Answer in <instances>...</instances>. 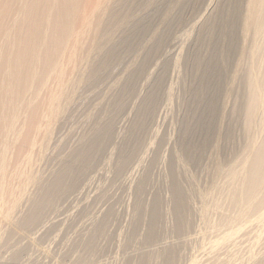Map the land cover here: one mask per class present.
Masks as SVG:
<instances>
[{
	"label": "bare ground",
	"instance_id": "1",
	"mask_svg": "<svg viewBox=\"0 0 264 264\" xmlns=\"http://www.w3.org/2000/svg\"><path fill=\"white\" fill-rule=\"evenodd\" d=\"M205 1L206 0H0V210H5H3L5 212L3 215L1 214L3 211H0V247L4 249L7 247L5 251L10 245L15 247L13 242H16V239H21L18 236V230L20 232L23 231L22 228H26V230L32 227L38 228V225L42 224L40 221H43L46 215H51L50 212L55 210L54 208L56 207L54 206H58V202L59 204L61 202L64 203V201L60 202V199L63 198V200H67L68 197V200H72L71 198L69 199L67 194L69 195L72 190H75L74 193H76L79 186L82 184V178L86 177V179L84 178L85 180H83L84 184V181H86L88 177L86 175L89 172L91 174L96 165L101 166L99 163H102L104 158H106H103V155L106 156L107 153L105 154V152L107 148L110 149V144L116 139V137L113 139L116 135L114 133V127H116L117 122L119 124L121 123L120 117H125L127 113L133 109V111H131V120L128 118L130 122H128L129 126L127 131L122 132L121 130L122 134H126L121 139L122 141L120 140V147L116 144L119 149L117 155L115 153V156H117V158L115 157V159H117L116 162L114 160L115 165L112 167L110 165L111 168H114L115 178L111 177V179L114 178L112 183L113 181L116 182L115 179H118L120 175L121 178L127 175L124 172H126L127 169L130 170L129 167L138 161V157L146 150V145L148 146L150 143L148 140L151 138H148L152 132L153 119L160 110L158 109L156 112L157 106H160L159 103L163 101L166 95L167 83H169L167 80L174 66L170 64L172 63L170 61H172L174 57L172 56L170 61L167 59L163 61L160 60L162 61L160 66L158 69L157 67L155 68L157 72L154 75L150 72L153 76L149 74L152 77L147 74V71H151L149 68L152 66L151 64H153V62H157V60L160 62L159 59H162L164 46L167 48L168 43L171 41L170 38L172 39L173 36H177V33L174 32L176 29V31H178L179 28L182 29V26L198 19L195 18L198 17L197 15L201 16L202 12H207L206 9L201 11L202 5L206 4ZM211 1L212 0H210L209 3ZM207 8H209V5ZM211 9L212 8H210V10ZM205 18V21L203 20V24L201 23V27L199 26L200 28L197 30V35H195L196 32L194 33L196 39L194 40L193 37L194 41H191L192 43L185 55L183 54L184 57L181 61L186 74L182 80L185 81L187 78V86H184L186 82H184V84L181 81L184 85L180 82L182 85H180V87H184V89L185 87L187 88V95L183 96L185 92L183 88L181 91L179 87V91H177L184 92V94L178 93V95H180L179 99L186 97L184 99L186 101V106L182 105L183 102L180 103L181 101H179L182 105V109L185 107V110L183 109L184 112L182 111L181 113V115L184 114L183 118L182 116L180 118L182 119L181 122L179 121L178 123L180 124L179 129L176 128L178 130V134L176 135L177 144L173 141L174 146L177 145L175 148L178 147L176 150L179 152L178 155L177 153L169 155L171 152L173 153V150L170 149V152L167 147L168 145H166L170 142L169 139V141L161 139L164 143L166 141L165 144L159 139L160 143L162 142L159 146L161 147L164 144L168 152H170L167 154L169 158L167 155L165 156V158H168V163L166 161L163 163V165L166 163V167H168L165 168V166H162L168 170V173L164 168L159 169H164L165 174L163 175L166 176V174H168V184H166L168 181L166 178V180L164 179L162 182L165 183L166 181L165 184L168 186V192L165 193L164 191L166 185H161V183H159V185L163 186L162 189L164 193L156 187L159 191H155L154 195H152L153 193L150 194L153 198L151 201H148L150 203L149 206H144L147 199L145 198L144 200V196H142V200L136 197L144 192V187L145 190L148 191L151 189L150 192H154V189L152 190L154 184H149L150 181H148V176L151 173L155 174L156 172L154 171L156 170L153 172L151 170L154 169V167L155 169L158 168V166L156 167L153 165L156 162H152L153 164L150 163L151 165L149 164V168L151 173H149L150 171L148 169L149 175L147 171L144 170L145 167L144 169L142 168L143 172H146L148 176L143 173L144 175L142 174L143 176L140 177L141 180L137 185L135 184L136 186L134 189L136 188V195H134L136 203L133 202L135 205V212H133L134 218L132 223L130 222L132 225L130 227H132V233L137 232L139 234L140 231L138 232L137 230L141 225V221L144 222L142 218H144L143 214L146 210L148 212H145L148 218L145 217L147 219V227L145 226L144 238L142 239L147 241V243L153 242L154 244L158 241L159 237L161 239V236L164 235L162 234L164 231L161 230L162 221H165L163 218H167H165V216L163 217V207L165 205H163L164 201L161 199L162 195L165 194L166 196H163L164 200H170L171 202V204L169 202L168 205L170 204V214L173 218V222H171L173 228H170L173 229L172 236L173 233L177 235L175 237L182 236L185 233L188 234L192 228V221L194 220V218L192 220L194 213L192 214L191 212L193 207L190 208L192 203H190V200L194 192H190L193 188L190 189L188 184L190 181H194V179L197 180V178L191 180L189 177L190 181L187 184L188 187L185 186L187 189H190H188V191L184 189L185 187H183L184 185L182 184L184 181L182 180L186 176V179L189 180L188 175H193L192 172L187 171L191 170L189 169L191 165V168L193 167L195 170L194 172L199 174L198 179L200 178V183H203L200 189H203L205 185L208 190L207 193L209 194L204 196V198L206 197L205 199H207L208 207H205L206 209L208 208V210L205 209L207 212L204 211V208L202 210L204 214H214V216L211 217L212 221H209L210 224L209 222L208 224L209 229L214 228L216 231V236L209 238L204 244V247L202 246L203 248H208L207 258H203L204 261L201 259L202 261L200 260L198 264H231L237 261L236 259L242 253L247 256L245 258H247L248 264H264V220H262L264 219V0H217L213 13ZM195 22L196 21L193 23ZM196 25H199L198 21ZM185 30L188 31L187 29ZM173 32L175 35L172 36ZM181 38H183V36ZM174 45V47H171L169 43L172 49H176V43ZM174 51L176 50H173V52L170 51L171 54H174ZM165 52L166 51H164V53ZM158 64L155 63L153 66H158ZM183 67H180L181 70ZM184 71L182 70L181 73L183 74H181V77L184 75ZM142 80H145L144 83L146 82L145 86L143 84L144 89H141L142 87L140 86L143 82ZM239 86L242 90H237ZM235 88L238 93L240 92L241 94L242 92L241 97L238 98L236 94H234V92L236 93V90H234ZM143 91L144 93L142 94L141 92ZM168 98L170 99L169 96ZM230 100H234L236 104L234 107L233 101L230 102V104L233 103L230 105L232 107H230V109L233 110V108H235L233 111L234 115L236 114L237 116V114H240L242 117L239 119L245 121V123L243 121L245 125L243 124V126H241L240 120L236 118L237 121L239 120L240 126L243 129L245 128L246 131L251 130L252 132H249V137L245 135L248 139H246V145L242 152H239L240 154H238L232 163L222 167L221 164L226 160L225 156L229 155L226 153V149L228 148V150H230V147H225V144L233 138V132L235 133L234 128L237 127L235 123L231 125V121L228 119L233 112L228 114V116L226 115V111H229V109H225V104H229ZM135 103L136 105H134ZM132 105L134 108L129 107ZM165 107H167V105ZM174 108H176V106ZM255 117H257V120ZM254 118L256 120L255 122ZM232 119L234 121V118ZM239 123H237V125ZM233 125L235 126L233 128L234 131L232 130ZM165 129L167 128L165 127ZM173 130L175 129L173 128ZM245 130L242 131L246 133ZM118 132H120V130ZM162 133H164V130ZM119 135L121 134H117V137ZM122 136L119 137L121 138ZM168 136L167 138H170V135ZM163 137H165V135ZM233 139H235V137ZM233 141L231 139L229 143L232 142L233 144ZM155 143L156 141L154 145L158 144V141L156 144ZM229 143L227 144L229 145ZM232 144L230 143L231 148H234L235 146H232ZM150 145L152 146V142ZM171 146H173V144ZM166 147L165 149L162 147L164 152L167 151ZM175 148L172 147V149ZM157 149L160 150L159 148ZM110 151L109 153H113L115 149L112 150L113 152ZM154 152L156 151L154 150ZM159 152H157L158 155H161ZM110 155L112 156V154ZM111 156L109 157L111 158ZM151 158L150 160L154 161V159ZM159 158L160 161H163L162 159L164 157L162 159L161 157ZM101 159L103 161H100ZM156 159L158 160V158ZM150 160L149 162H151ZM179 160H186L190 164L187 166V163H182L185 168L188 167L186 176H182L185 170L183 169V165V167L179 166L181 163ZM160 161L157 162L160 164ZM106 162L108 161H104V163ZM149 165L147 164V167ZM151 166L154 167L151 169ZM97 168H95V170ZM179 169H182V171L180 170L182 173ZM126 173H128V171ZM139 174H141V172H139ZM154 174L153 176L157 175ZM211 174L216 176L219 175L221 180L218 182H216L214 178L208 180ZM93 175L92 177L94 178ZM158 175H160V173ZM158 175L156 176L157 178H159ZM163 175L161 174L162 179L164 177ZM213 175L212 177H214ZM96 176L97 175H95V177ZM156 177L152 179L153 182ZM186 179H184L185 183L187 181ZM156 181L161 182L159 179H156ZM78 182H81V184L78 185ZM125 182H127L126 179ZM121 185L122 184H120V186ZM76 186H78V189ZM146 186H148V189H146ZM194 187L200 186L197 185ZM101 188L99 186V189ZM108 188L109 191H103L107 193L111 192V188ZM82 189L84 188L82 187ZM197 189L195 193L196 191L198 192ZM206 189L204 188V190ZM26 190L29 191V197L25 200L23 196L26 195ZM22 192L25 193L21 195L24 201H21L23 199H19ZM79 192L83 193V191L78 190L77 193ZM199 192L198 194H200ZM167 193L170 195L169 199H167ZM101 194L99 193L100 196ZM109 194L107 196H109ZM160 194L162 195L160 196ZM198 194L196 193L194 195L198 196ZM99 195H96V197ZM150 195L147 194L145 197H150ZM102 196V199H104V193ZM96 197L93 198L96 200ZM97 198L101 199L100 197ZM110 198L113 199L112 196ZM198 199L199 198L196 199L197 204L199 202ZM97 201L98 200H96V202ZM202 203L205 202L202 201ZM97 204L93 205L97 206ZM194 204L193 206H195ZM95 206L94 208H96ZM169 206H166V211H168ZM61 207L63 208V205ZM92 207L93 206H91V208ZM91 208L89 207L88 209ZM103 208H99V210ZM87 210L86 213L89 211ZM93 210L91 209V211ZM116 210H114V212ZM108 211L110 212V209ZM108 211L105 212L108 213ZM111 212L109 214H111ZM118 212H120V210L117 211V213ZM57 213L54 211L52 215H57ZM81 214L80 212L79 216ZM168 214L169 212L167 216H169ZM195 214L198 216L199 213L195 212ZM201 215L202 214L199 216ZM79 216L77 215L76 217L79 218ZM81 216L83 217L84 214ZM105 216V218L102 216L103 219L100 217L101 221L99 219L97 220L98 223L93 226L94 230L93 228L91 230L88 229L89 231L86 230L92 234L90 235L89 233L88 237L90 238H88L86 242L84 241L85 243H80L81 245H79V247V243L77 244L76 241L73 242L75 243L72 245L73 247L77 245V247L82 248L84 252H82L83 255L79 254V252V255H77L79 258L76 256L77 259L84 260L93 257V260H96V257L93 255H101L102 249L105 251L104 248L112 245L110 244L112 243V239L106 238L107 241L111 239V242H107V246H105L106 241H104V237L107 235L106 234L102 237V240L105 242V247L99 251L101 254L94 248L96 240L99 239L98 237L101 239V235L103 236L104 231H107V219L112 216L110 222L115 220L113 219V214H107ZM199 216L197 217L198 220L200 218ZM204 216L202 215V217ZM115 218H117V216ZM48 219L45 218L43 223ZM169 219L166 220L169 222ZM198 220L197 223H199ZM53 221L55 224L57 223L55 220ZM60 221L59 219V222ZM70 221H73V223L75 222L74 219ZM167 221L166 223H168ZM194 221H196V219ZM204 222L196 224V226H200V224L203 225L205 224ZM52 223L53 222L50 224ZM166 223L164 224L165 226ZM211 223H214V225ZM111 224L112 223H110V225L108 224V227H111L110 229L112 230V227L115 228L116 226ZM208 224H205V227L207 225L208 228ZM87 226L89 227V225ZM73 227H75V225ZM231 227H236L237 230L232 231ZM48 228L51 229L52 226ZM55 228L56 227H54V229ZM142 229H144V226L141 230ZM196 229L197 228H194V230ZM250 229H253L255 232V235L251 238H249L248 232ZM114 230L116 229H113V232ZM31 231L35 232V230L30 229V232ZM47 232H49L48 229ZM33 233L32 235L35 236V233ZM111 233L110 237L112 235ZM137 233L133 235L138 238ZM23 234H25L24 236L26 237V233L24 232ZM128 234H131V232ZM169 234L171 233L169 232ZM83 235H80V237ZM45 236L42 235L41 240H46L42 239V237L44 238ZM130 236L126 237V239ZM168 237L166 235L167 239ZM187 237L189 238L190 236L188 235ZM187 237L185 236L186 242L189 240H186ZM192 237L193 236H191V238ZM112 238H114V236H112ZM126 239L124 238V240ZM163 239L164 237L162 236V240ZM22 240L27 239L22 238ZM176 240H178V238H176ZM137 241L140 243L143 240ZM185 241L184 243H186ZM97 242L99 243V240ZM17 243L18 242L15 244ZM127 243L124 245H127ZM131 243L133 244L135 242ZM131 243L129 244L130 246L132 245ZM100 244L101 242L98 246H100ZM244 244L249 245L244 246ZM25 245L28 246L27 244ZM31 245L29 246L31 247ZM135 245L134 247H136ZM166 245L167 243L165 246ZM11 246L9 248L12 250L14 247L12 248ZM56 246H59V244ZM19 247L21 248V245ZM127 247L124 252L132 248ZM174 247L175 246L172 247L171 243V246L168 245L162 249L160 248V250L141 252L139 249L141 253L135 254L132 257L130 255L127 257L125 256L126 258L123 257L122 262L119 264H177L176 261L178 262L180 255L177 260V248ZM25 248L23 247L20 250L17 248L15 251L17 253H14V250H12L14 256H10L12 259L9 258L13 261V264L18 261L22 252L26 251L23 250ZM73 249H71V251ZM9 250L8 253L11 252H9ZM75 250L76 252L74 254L78 252L77 249ZM0 251L3 253V250L0 249ZM27 252H25V254ZM31 253L33 252H29L30 255ZM57 253L58 251L56 254ZM103 253L104 255L102 254V257L106 256V252ZM179 253L180 252H178V254ZM4 254L6 255V253ZM23 255L24 254H22V256ZM34 256L36 257V255L33 254V257ZM20 259L22 260V258ZM35 259H33V261H35ZM38 260H40V258L36 259V261ZM30 261L32 262V260ZM79 261L84 262L82 260ZM86 261L90 263L91 258L89 260L90 262H88V260ZM102 261L103 260H101V262ZM243 262L247 263L245 261H242V263ZM32 263L34 264V262ZM50 263L52 262L49 261V264Z\"/></svg>",
	"mask_w": 264,
	"mask_h": 264
},
{
	"label": "rangeland",
	"instance_id": "2",
	"mask_svg": "<svg viewBox=\"0 0 264 264\" xmlns=\"http://www.w3.org/2000/svg\"><path fill=\"white\" fill-rule=\"evenodd\" d=\"M209 1L210 0H206L205 2H206V4H203L204 6H206V7H204L203 5H202V9H201V11H204L205 9L207 10V12H205L204 11V13L202 12L201 14V16L200 15H197L198 17H195V18H198V19H200V20H198V19H195V20H193L192 21V23L190 22V23H188V24H186V25H184V26H182V29L183 28H185V29H187L188 31H186L185 29V31L184 30H182V29H178V31H174V32H176L177 33V36L175 35V33L173 32L172 33V36L173 35H175V37L173 36V38L171 39L170 38V44H171V47H174L175 45V43H176V49H172L170 46H169V43H168V47L167 48H165L166 46H164V48H163V54H162V59L160 58L159 59V61L160 60H165V59H167V60H171L172 58V56L174 57L173 59H172V61H170V62H172V63H170L172 66H173V72L171 71V73H170V75H169V78H168V80H167V82H169V83H167L168 85H167V92L165 93L166 95L164 96V98H163V101L161 102V103H159L160 104V106L158 107L157 106V110H156V112L158 111V109H160L155 115H156V117H154V119H153V127L151 128V133H150V135H149V138L148 139H150V140H148L147 142L149 143L148 144V146L146 145V147H148V148H146L145 147V149L146 150H144V148H143V153H141L140 154V158L138 157V163L136 162V163H133L132 165H131V167H129L130 168V170L129 169H127L126 170V172L128 171V173H126V172H124L125 174H127V175H124V174H122V175H124V177H122V178H124V179H122L121 178V175H120V177H118V179H115L116 180V182L115 181H113V183H112V180H114V168H111L112 166H114L115 165V163H114V160H115V162H116V160L117 159H115V157L117 158V156H115V153H116V155H117V151H118V149H119V145H121V143H120V140L124 137V135L126 134V133H123L122 134V132H126L127 131V128H128V122H130L129 121V119L131 120V116H132V113H131V111H133V109L129 112V111H127V112H129V113H127V115L125 116V117H120L121 118V125H123V126H121L117 121L120 119H118L116 122H117V124H116V127H114V133L116 134L114 137H113V139H115V137H116V139L114 140V141H112V147H111V144H110V149L109 148H107V151L105 152V154H106V156L105 155H103V158L104 157H106V158H104V161H108V162H106V163H104V161L101 159L100 161H103L102 163L100 162L99 164H101V166H99V165H96V167L95 168H97L98 166V168L95 170V168H93L94 169V171L91 173L92 175L93 174H95V175H97L96 177H95V175H93L94 176V178L92 177V175L90 174V172L86 175V176H88L87 177V180L86 181H84V184H83V180H85L86 179V177H84V178H82L83 180H81L82 181V184H81V182H78V185L79 184H81V186H79V189H78V186H76V188L79 190V191H83V193L82 192H79V193H77L78 192V190H77V192L76 193H74V191L75 190H72V192L71 193H69V195L67 194V196H69V199L71 198L72 200H68V197H67V200H63V198L62 199H60V202L61 201H64V203L63 202H61L60 204H59V202L57 203L58 204V206H54V207H56V208H54L55 210H53V211H51L50 212V216H48V215H46V217L45 218H47L48 219V217H49V219L48 220H46V222H44L43 223V221H45V218L43 219V221L41 220L40 222L42 223V224H39L38 225V228H35V227H32V228H30V229H32V230H35V236L34 235H32V233L30 232V229L28 228L27 230H26V228H22V230L23 231H20L19 232V230H18V236H19V238H21L20 240H17L16 239V242H18L17 244H15L14 242H13V245H15V247H17V248H19L18 250H20V249H22L23 247L25 248V247H28V248H25V249H23V250H26V251H24V252H22V254H24L23 256H22V254L20 255V257H19V259H18V261H19V263H18V261L16 262V261H14V262H16V263H14V264H33L32 262H34V264H37V263H39V264H49V261L50 262H52V263H50V264H85V261L86 260H88V262H90L89 260H90V258H91V262L90 263H87V261H86V264H119V263H121L122 262V258L123 257H127V256H134L135 254H139V253H141V252H143V251H153V250H160V248L162 249V248H164V247H167L168 245L169 246H171V243H172V247L173 246H175L174 248H177V250H176V252H177V260L179 259V255H180V259L178 260V262L176 261V263L177 264H198L199 262H200V260L202 259L203 261H204V259L203 258H207V253H208V248L207 247H205V248H203L204 247V244L207 242V240L209 239V238H212L213 236H216V231H215V229L213 230V229H209V224H210V222L212 221L211 220V217H213L214 216V214L212 215V214H207V213H205L204 214V211L205 212H207L206 210H208V208L206 209V207H208L207 206V199H205L204 198V196H207V194H209V193H207L208 192V190L206 189V187H205V185H204V187H203V189H200V188H202V186H203V183L201 182L200 183V178L198 179V177H199V174L198 173H196V172H194L195 170L193 169V167L191 168V165L186 161V160H179V162L181 161V163H180V165L179 166H184V164H186L187 166L188 165H190L189 167V169H191V170H187V168L188 167H186L185 168V166H184V174L181 172L182 171V169H179V171L182 173V176H186L187 175V173L188 172H192L193 173V175L192 176H190V174L188 175V179H189V177H190V179L191 180H193L194 178H197V180L196 179H194V181H192V182H194V183H192L191 181H190V179L189 180H187L186 178H187V176L186 177H184L183 178V180L182 181H184V182H182V184L184 185L183 187H188L189 186V188L191 189V188H193V189H191L192 191H190V192H194V194H198V192L200 193V194H198V196L197 195H192V199H193V197L195 196H197L196 198L194 197V199L193 200H195V201H193L192 199L190 200V203H191V207L190 208H192L193 210H191V212H192V214H193V217H192V220H193V218H194V220L196 219V221H192L193 223H192V228H191V230L188 232V234L187 233H185L184 235H182V236H178V237H175V236H177V235H175V233H173V236H172V230L173 229H170V228H173V224H171V222H173V218H172V215L170 214L171 213V207L169 206L170 204H171V202H170V200H164V198H163V196L165 195H162L164 192H163V186H161V185H166V184H168V182H169V177H167V175L168 174H166V176L165 175H163V174H165V171H167V173H168V170L167 169H165V168H167L166 167V163H165V165H163V163H164V161H166L167 163H168V158H169V156L167 155V154H169L170 152H171V150H173V153L171 152L169 155H171V154H174V153H177V155H178V151H176L177 149H178V147H176L175 148V146H177V145H175L174 146V143L175 144H177V140H176V138H177V134H178V130L177 129H179V126H180V124H178L179 123V121L181 122V120L182 119H180L181 118V116H182V118H183V114L181 115V113H182V111L184 112V110L182 109V105H184V106H186V101L184 100L186 97H184L183 98V96H185V95H187V88L185 87V89H184V87H182L183 88V90H184V92H185V94H184V92L182 93V92H178L179 90V87H180V82L182 81L183 83L184 82H186V85H184L182 82V85H184V86H187V78L185 79V81H183L182 80V78H184L185 76H186V74H185V71H184V67H183V65H182V63H181V61L183 60V57H184V55H185V53L187 52V50H188V48H189V46H190V44L196 39L195 37V35H197V30H199V28L201 27V23L203 24V22L205 21V17H208L209 16V14L211 15V13H213V10L215 9V5L217 4V0H212L210 3H212V4H210L209 3ZM219 1V0H218ZM207 2H208V4H207ZM204 3V2H203ZM209 5V8H207V6ZM212 5V6H211ZM204 7V8H203ZM213 7H214V9H213ZM210 8H212L211 10H210ZM210 11V12H209ZM208 14V15H207ZM200 17V18H199ZM201 17H203V18H201ZM204 20V21H203ZM194 21H196L195 23L197 24V21H198V24L199 25H196L195 23H193ZM189 24H192V25H189ZM196 25V27H195V25ZM190 26V27H189ZM200 26V27H199ZM188 27V28H187ZM193 28V29H192ZM179 30H180V32H179ZM182 30V31H181ZM196 30V31H195ZM193 33H192V32ZM179 32V33H178ZM182 32V33H181ZM190 32V33H189ZM196 32V33H195ZM194 33H195V35H194ZM182 34V35H181ZM187 34V35H186ZM180 35V36H179ZM186 35V36H185ZM190 35V36H189ZM171 36V37H172ZM183 36V38H181ZM185 36V37H184ZM180 37V38H179ZM188 37V38H187ZM191 37V38H190ZM193 37H194V40H193ZM174 40V41H173ZM178 40V41H177ZM188 40V41H187ZM193 40V41H192ZM178 43H177V42ZM183 42V44H182V42ZM192 41V42H191ZM173 44V45H172ZM178 44H179V46H178ZM182 49V50H181ZM186 49V50H185ZM173 50H176V51H174V54L172 55L171 54V52L170 51H172L173 52ZM164 51H166L165 53H164ZM184 51V52H183ZM169 52H170V54H169ZM164 54H165V56H164ZM169 54V55H168ZM184 54V55H183ZM177 55V56H176ZM182 57H181V56ZM168 56H169V58H168ZM177 57V58H176ZM164 58V59H163ZM162 61H160V62H158V60H157V62L155 61V62H153V64H158V66L157 65H155V66H153V64H151L152 66H150V70L151 71H147V74L149 75L150 74V72L154 75L156 72H157V70L155 69L156 67H157V69H158V67L160 66V64H161V62ZM176 61H177V63H176ZM175 63V64H174ZM182 65H180V64ZM151 67H153V68H151ZM183 67V71H184V75H182V77H181V74H183V73H181L182 72V70H181V68ZM175 69V70H174ZM177 72V73H176ZM179 72V73H178ZM147 74H146V77H147ZM152 74H150V75H152ZM149 75V76H150ZM152 75V76H153ZM152 76H150V77H152ZM171 76V77H170ZM149 77V78H150ZM179 77H180V79H179ZM171 78V79H170ZM170 79V80H169ZM173 79V80H172ZM172 80V81H171ZM143 82L141 83V89H144V86H145V83H144V81L145 80H142ZM171 81V82H170ZM171 83V84H170ZM176 83V84H175ZM143 84H144V86H143ZM174 85V86H173ZM181 85V86H182ZM170 86H171V88H170ZM236 86H238V85H236ZM172 87H173V89H172ZM235 87V86H234ZM177 88V89H176ZM182 88L180 87V89H181V91H182ZM239 89H237V90H242V89H240L241 87L239 86L238 87ZM178 90V91H177ZM234 90H236V88L234 89ZM236 90V93L234 92V94H236V96L239 98V97H241V94H242V92H241V94H240V92L238 93V91ZM142 94L144 93V91L143 92H141ZM178 93L180 94V93H182V94H184L183 96H182V98L183 99H179L180 98V95H178ZM239 94V95H238ZM168 96L170 97V99L172 100H170L169 98H168ZM179 96V97H178ZM177 97V98H176ZM167 98V99H166ZM165 99V100H164ZM169 99V100H168ZM178 99V100H177ZM184 100V101H183ZM179 101H181L180 103H182L183 102V104L181 105L180 103H179ZM233 101V103H231V104H233V106L234 105H236L235 104V101L234 100H230L229 101V104L227 103V104H225L226 106H225V109L227 110V109H229V111H228V113H227V111H226V115L228 116V114H230L231 112H233L234 111V109L235 108H233V110L232 109H230V102H232ZM176 102V103H175ZM165 103H167V104H165ZM185 103V104H184ZM158 104V105H159ZM163 104V105H162ZM176 104V105H175ZM238 104V103H237ZM134 105H136V103L134 104ZM167 105V107H168V109H167V107H165ZM172 105V106H171ZM176 106V108H174ZM129 107H132V108H134V106L132 105V106H129ZM173 107V108H172ZM228 107V108H227ZM235 107V106H234ZM165 108V109H164ZM178 108H181V109H178ZM232 108V107H231ZM168 110V111H167ZM170 110V111H169ZM176 110V111H175ZM180 110V111H179ZM166 111V112H165ZM174 111H175V113H174ZM178 112V113H177ZM180 112V113H179ZM164 113V114H163ZM180 116H179V115ZM164 115H165V120H164ZM238 115H240V114H237V116ZM158 116V117H157ZM232 116V117H231ZM234 116V117H233ZM236 116V114L234 115V112H233V114L232 115H230V117H228V119H230V121H231V125H232V123L234 124H236L235 126H237V127H235L234 125L232 126V130L234 131V129H235V133L237 134V132H238V134L236 135L234 132H233V134H234V136H233V138L235 137V139H233V138H231L232 139V141L233 140H235V141H233V144H232V142H230L231 144H232V146H235L234 148L232 147L231 148V145H230V143H229V141L231 140H229L228 142H226V144H225V147L226 146H229L230 148V150H231V152H230V150H228V148L226 149L225 147V149L227 150V154H229V155H226L225 157V159L226 160H224L223 161V163L221 164V166L223 167L224 165H226V164H229V163H232L233 161H234V159L238 156V154H240L241 152H242V150L245 148V143H246V139H248V135H250V133L252 132L251 130V132L250 131H246L245 130V128L243 129L241 126H243V124L245 123V121L244 120H240L241 119V115L239 116V117H237ZM160 117V118H159ZM167 117V118H166ZM174 117V118H173ZM123 118V119H122ZM129 118V119H128ZM170 118V119H169ZM232 118H234V121H233V119ZM239 119L240 120V123L242 124L241 126H240V123H239V120L237 121V119ZM256 118V120H257V117H255ZM255 118H254V122L256 121L255 120ZM168 119V120H167ZM173 119V120H172ZM157 121V124H156V121ZM170 120V121H169ZM235 120H236V122L237 123H239L238 125H237V123L235 122ZM159 121V122H158ZM161 121V122H160ZM163 121H165V122H163ZM229 121V122H230ZM233 121V122H232ZM242 121V122H241ZM243 121H244V123H243ZM115 122V123H116ZM155 122V123H154ZM155 124V125H154ZM162 126H161V125ZM170 124V125H169ZM118 125H119V127H118ZM163 125H165V126H163ZM245 125V124H244ZM114 126H115V124H114ZM120 126H121V128H120ZM127 126V127H126ZM239 126V127H238ZM157 127V128H156ZM161 127H162V129H161ZM165 127L167 128V129H165ZM235 127V128H234ZM245 127V126H244ZM117 128V129H116ZM160 130H159V129ZM173 128L175 129V130H173ZM177 128V129H176ZM234 128V129H233ZM239 128V129H238ZM125 129V130H124ZM153 129V130H152ZM155 129V130H154ZM169 129V130H168ZM245 130L246 131V133L244 132V131H242V130ZM120 130V132H118V131ZM121 130H122V132H121ZM163 130H164V133H162L163 132ZM117 132V133H116ZM156 132V133H155ZM166 132V133H165ZM244 132V133H243ZM250 132V133H249ZM121 134V135H119V136H122L121 138L118 136L117 137V134ZM168 133V134H167ZM170 133H172V134H170ZM159 134V135H158ZM165 135V137H163L164 135ZM156 135V136H155ZM167 135V136H166ZM168 135H170V138H167V137H169ZM236 135V136H235ZM245 135H247L248 137H246ZM156 138H155V137ZM153 137H154V140H153ZM161 137V138H160ZM174 137V138H173ZM245 137V138H244ZM118 138V139H117ZM167 138V139H166ZM244 138V139H243ZM156 139V140H155ZM159 139H160V141H162L163 143H164V141L163 140H167V141H169L170 140V142H168L166 145H168L167 147H168V149H169V151L170 152H168V150H167V147L164 145L165 143H166V141H165V143L160 147L159 145H161L162 144V142L160 143V141H159ZM161 139H163V140H161ZM169 139V140H168ZM152 140V141H151ZM175 140H176V142H175ZM122 141V140H121ZM156 141V143H157V141H158V144H156L157 145V148H159L160 150H162L163 148L165 149V147H166V150L167 151H165L164 152V149L162 150V151H160V150H158L157 148H156V145H154V142ZM173 141H174V143H173ZM151 142H152V146L150 145L151 144ZM172 142V143H171ZM235 142V143H234ZM244 142V143H243ZM115 143V144H114ZM160 143V144H159ZM170 143V144H169ZM227 143H229V145L227 144ZM119 146V147H117V145ZM173 144V146H171ZM154 146V147H153ZM159 146V147H158ZM171 146V147H170ZM153 147V148H152ZM163 147V148H162ZM172 147L173 148H175V149H172ZM155 148V149H154ZM242 148V149H241ZM115 149V152H113L112 150H114ZM157 149V150H156ZM171 149V150H170ZM111 150V151H110ZM154 150L156 151V152H154ZM241 150V151H240ZM109 151L110 152H113V153H109ZM160 151V152H159ZM176 151V152H175ZM149 154H148V153ZM154 154H153V153ZM157 152H159V154L161 153V155H158V153ZM163 152V153H162ZM167 152V153H166ZM240 152V153H239ZM109 153V154H108ZM144 153H146V154H144ZM157 153V154H156ZM110 154H112V156L110 155ZM114 154V155H113ZM153 154V157L151 158V155ZM156 154V155H155ZM165 154V155H164ZM149 155V156H148ZM163 155V156H162ZM167 155V157L165 158V156ZM179 155H181V154H179ZM109 156H111V158H113V159H111ZM144 156V157H143ZM146 156V157H145ZM155 156H157V157H155ZM108 157V158H107ZM149 157V158H148ZM154 157H155V159H154ZM159 157H161V159L163 160V161H160V158ZM179 157V156H178ZM182 157V156H181ZM180 157V158H181ZM110 158V159H109ZM150 158L151 159H154V161L153 160H150ZM156 158H158V160L156 159ZM179 158V159H180ZM107 159H109V160H107ZM142 159H143V161H142ZM181 159H183V158H181ZM111 160V161H110ZM112 160H113V163H112ZM149 160L151 161V162H149ZM149 163H148V162ZM160 161L161 163L159 164L158 162ZM139 162H141V163H139ZM144 162V163H143ZM157 163V164H159V165H157L156 163V165L155 164H153V163ZM104 163V164H103ZM112 163V164H111ZM146 163V164H145ZM150 163H152L154 166H158V168H156L155 169V167L154 166H151V169H152V167H154V169H152L151 171L153 172L154 170H156V171H154V172H156L155 174H159L160 173V175H158V177L159 178H157L156 176L157 175H155L154 173H151V171H150ZM182 163H184V164H182ZM147 164L149 165L148 167H147ZM103 165V166H102ZM105 165V166H104ZM110 165H111V167H110ZM135 165H137V166H135ZM161 165V166H160ZM108 166V167H107ZM142 166V167H141ZM162 166H165V168L164 167H162ZM182 166V167H183ZM101 167H102V169H101ZM106 167V168H105ZM136 167H138V168H136ZM141 167V168H140ZM144 167H145V169H144ZM146 167H147V169H146ZM161 167V168H160ZM104 168V169H103ZM109 168H111V169H109ZM145 170V171H147V173H148V169H149V173H151L150 175H152L153 176V174L155 175V176H150L149 175V173H148V175H147V173L146 172H143V169ZM162 168H164L165 169V171H164V169L163 170H159V169H162ZM180 168V167H179ZM109 170V172H108V170ZM134 169V170H133ZM141 169V170H140ZM107 170V171H106ZM136 170V171H135ZM138 170H139V172H141V174H139V172H138ZM188 172H187V171ZM111 171H113V172H111ZM134 171V172H133ZM161 171H163V172H161ZM94 172H96V173H94ZM104 172V173H103ZM107 172V173H106ZM138 172V173H137ZM187 172V173H186ZM130 173V174H129ZM146 174V176H148V178H149V180L148 181H150L149 182V184L151 185H153L154 184V188H152V190L154 189V192L153 191H151L150 192V190H148L149 191V193H148V191L147 190H145V187H144V192H146L147 194H152V195H154V193H155V191L156 192H158L159 190L160 191H162V192H160V193H162V194H160V196L162 195V197H161V199H163V205H165L164 207H163V213H164V215H163V217L165 216V218L168 220L169 218V222L166 220V219H164L163 218V220H165V221H162V228L163 227H165V228H161V230L162 231H164V232H162V234H164V235H162L163 237H164V239L162 240V236H161V233H160V236H161V239H160V237H159V239H160V241H159V239H158V241L157 242H155V244L153 243V242H151V243H147V241H144V239H142V238H144V231H145V228L147 227L146 225V220L148 219L147 217H146V213H148L146 210L144 211V214H143V216H144V218H142V220H144V222L143 221H141V227L139 226V229L137 230L138 232H139V234L137 233V232H135V233H132V227H130V226H132L131 225V223H132V221H133V216H134V214H133V212H135V205H134V203L133 202H135L136 203V198H140V200H142L143 199V197L142 196H144V200H145V198L147 199L146 201H145V205L144 206H149V200L151 201V199L153 198V197H151L152 195H150V197L148 196V197H145V196H147V194L146 193H142L141 195H139V196H137L136 198H135V192H136V188L134 189V187L137 185V183L141 180L140 179V177H142L144 174ZM191 173V174H192ZM100 174V175H99ZM107 174V175H106ZM112 174V175H111ZM129 174V175H128ZM137 174V175H136ZM143 174V175H142ZM161 174L164 176L163 177V179L161 178L162 176H161ZM91 175V176H90ZM106 175V176H105ZM212 175L213 174H211L210 175V178H208V180H212L213 178L215 179V181L216 182H218V181H220L221 180V178H220V176L218 175V176H216V175H213L214 177H212ZM101 176H102V178H101ZM136 176V177H135ZM194 176V177H193ZM92 177V178H91ZM106 177V178H105ZM111 177H114V178H112L111 179ZM128 177V178H127ZM130 177V178H129ZM138 177V178H137ZM156 177V179L158 180H161V182L160 181H156V179L154 180V182L156 183V185H155V183L153 182V180L152 179H154ZM191 177H193V178H191ZM99 178V179H98ZM119 178H120V180H119ZM167 179L168 181H167V183H166V181H165V183H162L163 182V180L164 179ZM89 179V180H88ZM90 179H93V180H90ZM107 179V180H106ZM111 179V180H110ZM125 179H126V181L127 182H125ZM128 179V180H127ZM135 181H134V180ZM165 179V180H166ZM184 179H186L187 181H186V183H185V180ZM105 180V181H104ZM130 180V181H129ZM138 180V181H137ZM151 180H152V182H151ZM93 181V182H92ZM97 181V182H96ZM103 181V182H102ZM190 181V182H189ZM198 181H199V183H198ZM110 182V183H109ZM118 182H120V183H118ZM188 182H189V184H188ZM89 183V184H88ZM97 183V184H96ZM127 183V184H126ZM159 183H161V185H159ZM190 183H191V185H190ZM198 183V184H197ZM85 184H86V187H85ZM120 184H122L121 186H120ZM123 184H125V185H123ZM134 184V185H133ZM136 184V185H135ZM187 184H188V186H187ZM82 185H84V186H82ZM94 185V186H93ZM105 185H106V187H105ZM113 185V186H112ZM115 185V186H114ZM132 185V186H131ZM197 185H199L200 187H194V186H197ZM92 186V187H91ZM99 186H100V188L101 189H99ZM112 186V187H111ZM116 186H117V188H116ZM120 186V187H119ZM128 186H129V188H128ZM160 186V187H159ZM191 186V187H190ZM82 187L84 188V189H82ZM98 187V188H97ZM108 187H110L111 189H110V191L111 192H109V193H107V192H104L103 190H108L109 191V188ZM115 187V188H114ZM122 187V188H121ZM124 187V188H123ZM133 187V188H132ZM150 187H152V186H150ZM156 187L159 189H156ZM165 187V186H164ZM167 185H166V187L164 188L165 190V193L166 192H168V190H167ZM184 188L185 190L187 189V188ZM188 188V189H189ZM194 188H198L197 190H198V192L196 191V193H195V190L196 189H194ZM204 188L206 189V190H204ZM81 189V190H80ZM146 189H148V186H146ZM188 189H187V191H188ZM189 189V190H190ZM29 190V189H28ZM28 190H26L25 192H26V195H24L25 193H19L20 194V198L19 199H23L24 197V199L26 200V198L27 197H29L28 196V194H29V191ZM31 190V189H30ZM99 190V191H98ZM101 190V191H100ZM117 190V191H116ZM124 190H125V192H124ZM158 190V191H157ZM194 190V191H193ZM116 191V192H115ZM130 191V192H129ZM206 191V192H205ZM101 194L102 192L104 193V199H102V194H101V196L99 195V193ZM115 192V193H114ZM118 192V193H117ZM124 192V193H123ZM210 192V191H209ZM72 193H73V195H72ZM85 193V194H84ZM94 193V194H93ZM106 193H107V195L109 194V196L111 197L112 196V198L113 199H111L109 196H107L106 195ZM114 193V194H113ZM117 193V194H116ZM120 193H122V194H120ZM78 194V195H77ZM114 196H113V195ZM119 194V195H118ZM135 194V195H134ZM145 194V195H144ZM21 195H24L23 196V198H22V196ZM96 195H99V196H97V197H100L101 199H102V201H101V199H99V198H97L96 197ZM116 195H118V196H116ZM167 195H168V193H167ZM66 196V195H65ZM64 196V197H65ZM71 196H74V197H71ZM121 196V197H120ZM166 196V195H165ZM202 197V198H204V199H202V198H200V197ZM83 197V198H82ZM85 197V198H84ZM93 197H96V200H98L97 202H98V204H97V202H96V200H95V198H93ZM108 199H107V198ZM124 197H125V199H124ZM142 197V198H141ZM76 198V199H75ZM149 198V199H148ZM166 198V197H165ZM170 198V195H168V198L167 199H169ZM197 198H199L198 199V204H197ZM24 199L23 200H21V201H24ZM75 199V200H74ZM82 199H84V200H82ZM200 199H201V201H200ZM80 200V201H79ZM99 200H100V205H99ZM108 200V201H107ZM116 200V201H115ZM134 200V201H133ZM72 201V202H71ZM75 201V202H74ZM78 201V202H77ZM94 201H95V203H94ZM105 201V202H104ZM120 201V202H119ZM168 201V202H167ZM202 201L203 202H205V203H202ZM70 202V203H69ZM86 202V203H85ZM109 202H110V204H109ZM117 202V203H116ZM119 202V203H118ZM132 202V203H131ZM166 202V203H165ZM170 202V204L168 205V203ZM196 202V203H195ZM73 203H75V204H73ZM103 203H105V204H103ZM113 203V204H112ZM147 203H148V205H147ZM195 203V204H194ZM56 204V205H57ZM63 205V208L61 207L62 205ZM69 204V205H68ZM93 204H97V206H95V205H93ZM115 204H116V208H115ZM119 204V205H118ZM121 204V205H120ZM142 204H143V202H142ZM193 204L195 205V206H193ZM72 205V206H71ZM74 205V206H73ZM84 205H86V206H84ZM88 205H89V207L91 208V206H93L91 209L93 210V208H94V206L97 208H94V210L93 211H91V209H88L89 207H88ZM104 205V206H103ZM111 205V206H110ZM197 205V206H196ZM60 206V207H59ZM69 206V207H68ZM83 206V207H82ZM100 206V207H99ZM126 206V207H125ZM169 206V208H168V211H166L167 210V207ZM200 206V207H199ZM206 206V207H205ZM58 207H59V209H58ZM82 207V208H81ZM85 207H87V208H85ZM103 207H105V208H103ZM130 207H131V209H130ZM196 208V210H195V208ZM63 210H62V209ZM84 208V209H83ZM99 208H103V209H101V210H99ZM132 208H134V209H132ZM145 208H147V207H145ZM144 208V209H145ZM164 208H165V210H164ZM204 208V211L202 210ZM58 209V210H57ZM82 213L81 215H83L84 214V216H86V217H82L81 215V217L79 216V211ZM83 209V210H82ZM88 209L89 211H91V212H89L88 210V212L86 213V210ZM110 209V212H111V214H113V219H115V220H112V222H110L111 221V218H112V216L111 217H109L108 219H107V231H104V234H103V236L101 235V239H100V237H98L99 239H97L96 240V242L99 240V243L101 242V244L103 245H101L100 244V246H98L99 245V243L97 242V244H96V242H95V244H94V248H95V250L98 252V253H100L99 251L102 249V248H104L105 246H107V242H109L111 239V241H112V243H110V244H112V245H110V246H107L106 248H104L105 249V251H103V249L101 250V253L104 255V253L103 252H106V256H104V257H102L103 255L101 254V255H99L98 253H95V254H98L99 256H100V258H99V256L98 255H93L94 257H96V260H93V257H90L89 259H77V258H79L77 255H79V254H82V248H78L77 247V245L75 246V247H73L72 245L73 244H75V243H73L74 241H76L77 242V244H78V246L79 245H81L82 243H85L87 240H88V238H90V237H88V235H89V233H90V235L92 234L91 232H87V231H89V230H91L92 228H93V226L94 225H96L97 223H98V219L101 221V219H103V217L105 216V215H111V214H109L110 212L108 211ZM112 209V210H111ZM117 209V210H116ZM130 209V210H129ZM198 209V210H197ZM201 209V210H200ZM206 209V210H205ZM4 210V209H3ZM3 210H0L1 212L3 211ZM68 210V211H67ZM73 210H75V211H73ZM77 210V211H76ZM114 210H116L115 212H114ZM120 210V212H118L117 213V211H119ZM5 211V210H4ZM3 211V213H1L2 215L5 213ZM54 211H55V213H57L58 211H60L61 213H62V215H61V213L60 212H58L57 213V215H52L53 213H54ZM85 212V213H83V212ZM105 211H108V213L107 212H105ZM165 211V212H164ZM194 211V212H193ZM203 211V212H202ZM66 212V213H65ZM79 212V213H78ZM114 212V213H113ZM122 212V213H121ZM146 212V213H145ZM169 212V216H167V213ZM195 212H197V213H199L198 214V216L200 215V214H202L204 217H202V215L201 216H199L200 218H199V220H198V216H197V214H195ZM47 213H49V212H47ZM46 213V214H47ZM75 213V214H74ZM78 213V214H77ZM90 213V214H89ZM103 213H106V214H103ZM67 214H68V216H67ZM79 216V218H77L76 216L77 215ZM89 214V215H88ZM117 214V215H116ZM132 215V216H130V215ZM59 215V216H58ZM103 217H102V216ZM121 215V216H120ZM209 217H208V216ZM89 216V217H88ZM92 216V217H91ZM94 216V217H93ZM117 216V218H115V217ZM119 216V217H118ZM147 216H148V214H147ZM100 217H101V219H100ZM106 217V216H105ZM104 217V218H105ZM147 219H146V218ZM169 217V218H168ZM55 218V219H54ZM74 219V221L76 222H74L73 223V221H70V220H73ZM76 218V219H75ZM91 218H93V219H91ZM118 218H119V220H118ZM130 218V219H129ZM51 219H52V221H51ZM59 219L61 220L60 222H59ZM82 219V220H81ZM90 219V220H89ZM207 219H208V221H207ZM210 219V220H209ZM213 219V218H212ZM53 220H55L57 223H59V224H55L54 223V221ZM58 220V221H57ZM77 220V221H76ZM79 220V221H78ZM121 220V221H120ZM128 220V221H127ZM130 220V221H129ZM197 220H198V222L199 223H203L204 221V223L205 224H208V222H209V224H208V228H207V225H206V227H205V224H203L204 225V227H203V225L202 224H200V226L199 225H197L196 226V224H199V223H197ZM203 220V221H202ZM262 220H264V219H262ZM48 221V222H47ZM99 221V222H100ZM118 221H119V223H118ZM166 221L169 223H166ZM207 221V222H206ZM51 222H53L52 224H50ZM79 224H78V223ZM92 222V223H91ZM96 222V223H95ZM109 222V223H108ZM121 222V223H120ZM131 222V223H130ZM73 224V225H71V224ZM93 223H95V224H93ZM110 223H112L111 225H113V226H116L115 228L114 227H112L113 229H116V230H114V232H113V229L111 230L108 226L110 225ZM114 223V224H113ZM115 223H117V224H115ZM144 223V224H143ZM166 223V226L164 225ZM47 224H48V226H47ZM55 224V225H54ZM68 224V225H67ZM70 224V225H69ZM93 224V225H92ZM109 224V225H108ZM167 224H168V226H167ZM212 224V223H211ZM45 225V226H44ZM52 226V230L50 229V228H48V227H51ZM57 225V226H56ZM59 225V226H58ZM75 225V227H73ZM78 225V226H77ZM87 225H89V227L87 226ZM91 225V226H90ZM121 225V226H120ZM127 225V226H126ZM171 225V226H170ZM194 225V226H193ZM212 225H214V223L212 224ZM211 225V226H212ZM43 226V227H42ZM84 226H85V228H84ZM143 226H144V229H142L141 230V228H143ZM146 226V227H145ZM170 226V227H169ZM37 227V226H36ZM40 227V228H39ZM41 227H42V229H41ZM54 227H56L55 229H54ZM126 227V228H125ZM130 227V228H129ZM168 227V228H167ZM34 228V229H33ZM68 228H69V231H68ZM74 228V229H73ZM106 228H105V230H106ZM109 228V229H108ZM121 228V229H120ZM194 228H197L196 230H194ZM227 228H229V227H227ZM232 229V231H236L237 230V228L236 227H231ZM47 229L49 230V232H47ZM83 229V230H82ZM89 229V230H88ZM128 229H129V231H128ZM165 229H168V230H165ZM169 229H170V231H169ZM37 230V231H36ZM39 230H41V231H39ZM45 230V231H44ZM53 232H51V231ZM78 230V231H77ZM87 230V231H86ZM93 230H94V228H93ZM111 230V231H110ZM194 230V231H193ZM198 230V231H197ZM71 231V232H70ZM86 231V232H85ZM120 231H122V232H120ZM128 233H130L131 232V234H128ZM143 233H142V232ZM26 233V237L24 236L25 234H23V233ZM36 232H37V234H36ZM93 232V231H92ZM107 232V233H106ZM112 232V233H111ZM125 232V233H124ZM168 232V233H167ZM169 232L171 233V234H169ZM194 232V233H193ZM248 232H249V238H251V237H253L254 235H255V232H254V230L253 229H250V230H248ZM31 233V234H30ZM33 233V234H34ZM43 233V234H42ZM48 233V234H47ZM74 233H75V235H74ZM110 233L112 234L111 235V237H110ZM121 233V234H120ZM136 233H137V235H138V238H137V236H135L136 235ZM190 233V234H189ZM23 234V235H22ZM27 234H30V235H27ZM39 234H40V236H39ZM43 236H45L44 238L42 237V239H46V240H41V236L42 235ZM77 234V235H76ZM83 234H85V235H83ZM107 234V235H106ZM114 234V235H113ZM126 234H128V235H126ZM133 234H135V235H133ZM141 234H143V235H141ZM187 234V235H186ZM192 234V235H191ZM194 234V235H193ZM31 235H32V237H31ZM80 235H83V236H81L80 237ZM104 235H106L105 237H104ZM118 235V236H117ZM131 235V236H130ZM133 235V236H132ZM140 235V236H139ZM166 235H167V237L168 236H170V237H168V239L166 238ZM190 236L189 238L187 237V236ZM22 236V237H21ZM25 238H24V237ZM40 238H39V237ZM61 236V237H60ZM112 236H114V238H112ZM125 236V237H124ZM128 236H130L129 238H127L126 239V237H128ZM143 236V237H142ZM185 236L187 237V239L186 240H188L187 242L185 241ZM191 236H193L192 238H191ZM30 237V238H29ZM82 237H83V239H82ZM102 237H104V241H106V245H105V242L102 240ZM134 237H135V239H134ZM140 237V238H139ZM175 237V238H174ZM18 238V237H17ZM18 238V239H19ZM22 238L23 239H27V240H22ZM35 238V239H34ZM37 238H38V241H37ZM48 238V239H47ZM106 238L108 239V238H111L109 241H107L106 240ZM124 238L126 239V240H128V241H126V240H124ZM176 238H178V240H176ZM180 238V239H179ZM183 238H184V241L186 242V243H184V241H183ZM76 239V240H75ZM77 239H78V241H77ZM120 239H121V241H120ZM130 239V240H129ZM134 241H133V240ZM143 240V241H141L142 243L143 242H145V243H143V245H142V243L140 242L139 243V241H137V240ZM172 239V240H171ZM63 240V241H62ZM82 240V241H81ZM118 240H119V242H118ZM124 240V241H123ZM23 243H22V242ZM24 241H25V244H27L28 246H26L25 244H24ZM60 241V242H59ZM85 241V242H84ZM102 241H103V243H102ZM136 241H137V244H136ZM156 241V240H155ZM172 241V242H171ZM177 241V242H176ZM21 242V243H20ZM27 242V243H26ZM29 242V243H28ZM70 242V243H69ZM125 242V243H124ZM128 242V243H127ZM131 242H135V243H131ZM174 242H175V244H174ZM40 243H43V244H38ZM67 243V244H66ZM81 243V244H80ZM108 243V244H109ZM127 243V245H124V244H126ZM132 244L131 246L129 245V244ZM153 243V244H152ZM167 243V245L165 246V244ZM251 243V242H250ZM23 244V245H22ZM32 244V245H31ZM59 244V246H56V245H58ZM116 244V245H115ZM119 244V245H118ZM136 244V245H135ZM138 244H140V245H138ZM151 244V245H150ZM21 245V248L19 247ZM29 245H31V247L29 246ZM105 245V246H104ZM134 245L136 246V247H134ZM148 245V246H147ZM180 245V246H179ZM185 245V246H184ZM249 244H244V246H248ZM11 246V245H10ZM10 246H8V249L5 251V249L7 248H2V247H0V249L1 250H3V253L0 251V264H13L12 262V257H10V256H14V254H13V252L14 253H17V252H15L16 250H17V248H15L14 246V248L12 249V250H14L13 252H12V250L9 248ZM71 248H70V247ZM127 248H131V249H129V250H127V252H124L125 250H126V247ZM146 246V247H145ZM176 246H178V247H176ZM203 246V247H202ZM30 247V248H29ZM55 247V248H54ZM60 247V248H59ZM63 247V248H62ZM75 248V249H77V253L76 254H74L75 252H76V250L75 249H73V248ZM80 247V246H79ZM82 247V246H81ZM125 247V248H124ZM134 247V248H133ZM34 248V249H33ZM56 248H59V249H56ZM68 248H70V249H68ZM96 248H98V249H96ZM108 248H110V249H108ZM114 248V249H113ZM147 248H149V249H147ZM207 248V249H206ZM10 249V250H9ZM30 249V250H29ZM57 252L58 251V253L56 254V252L54 251V250ZM71 249H73L72 251H71ZM79 249V250H78ZM138 249V250H137ZM141 250V252H140V250ZM180 251H179V250ZM8 250H9V252L10 253H8ZM29 250V251H28ZM134 250V251H133ZM204 250V251H203ZM5 251V252H4ZM28 251V252H27ZM33 252V253H31V255L29 254V252ZM36 251V252H35ZM38 251V252H37ZM42 251V252H41ZM107 251H108V253H107ZM112 251H113V253H112ZM134 253H133V252ZM207 251V252H206ZM25 252H27L26 254H25ZM35 252V253H34ZM54 252H55V254H54ZM66 252V253H65ZM80 252V253H79ZM178 252H180L179 254H178ZM204 254H203V253ZM206 252V253H205ZM4 253H6V255L4 254ZM12 253V254H11ZM67 253H69V254H67ZM70 253H71V256H70ZM74 255H73V254ZM79 253V254H78ZM84 253V252H83ZM110 253V254H109ZM124 253V254H123ZM131 253H132V255H131ZM245 253V252H244ZM10 254V255H9ZM33 254L34 255H36V259L38 258H40V260H38V261H36V259L33 257ZM126 254V255H125ZM8 255V256H7ZM30 255V256H29ZM43 255V256H42ZM83 255V254H82ZM82 255H80V256H82ZM203 255V256H202ZM208 255H210V254H208ZM24 256H26V257H24ZM39 256V257H38ZM61 256H63V257H61ZM65 256V257H64ZM76 256H77V258H76ZM206 256V257H205ZM11 259H10V258ZM61 257V258H60ZM69 257V258H68ZM75 257V258H74ZM102 257V258H101ZM125 257V258H126ZM245 257H247L246 255H244L243 253L242 254H240V256L236 259L237 261H234L233 263H231V264H248L249 262L246 260L247 258H245ZM20 258H22V260L20 259ZM35 259V261H33V259ZM65 258H67V259H65ZM82 258V257H81ZM124 258V259H125ZM27 259H29V260H27ZM75 259H76V261H75ZM95 259V258H94ZM193 259V260H192ZM245 259V260H244ZM30 260H32V262L30 261ZM43 260V261H42ZM65 260V261H64ZM70 260V261H69ZM72 260V261H71ZM79 260H82V261H84V262H81V261H79ZM92 260H93V263H92ZM101 260H103L102 262H101ZM119 260H120V262H119ZM201 260V261H202ZM180 261V262H179ZM242 261H245V262H247V263H242ZM79 262V263H78ZM81 262V263H80ZM115 262V263H114Z\"/></svg>",
	"mask_w": 264,
	"mask_h": 264
}]
</instances>
